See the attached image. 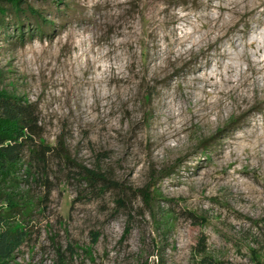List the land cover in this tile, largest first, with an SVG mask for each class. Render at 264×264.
Listing matches in <instances>:
<instances>
[{
    "label": "rangeland",
    "instance_id": "1",
    "mask_svg": "<svg viewBox=\"0 0 264 264\" xmlns=\"http://www.w3.org/2000/svg\"><path fill=\"white\" fill-rule=\"evenodd\" d=\"M256 2L29 0L49 22L41 29L8 14L0 90L36 104L46 142L62 138L73 161L51 162L50 187L21 188L43 201L11 264L264 262ZM248 23L258 49L244 48L255 37L246 39ZM222 50L234 58V81L244 73L251 82L224 84ZM80 167L101 170L108 188L89 186ZM145 187L157 196L150 206L136 195Z\"/></svg>",
    "mask_w": 264,
    "mask_h": 264
},
{
    "label": "trees",
    "instance_id": "2",
    "mask_svg": "<svg viewBox=\"0 0 264 264\" xmlns=\"http://www.w3.org/2000/svg\"><path fill=\"white\" fill-rule=\"evenodd\" d=\"M17 19L25 14L35 19L36 29H41L49 22L29 0H0V28L4 27L8 14ZM15 29L24 34L23 24L18 21ZM59 160L65 165L73 163L68 154L65 141L59 138L56 145L48 144L41 125L39 108L24 97L0 90V264H11L16 253L28 241L31 234L29 224L40 212L42 199L34 200L21 188L43 182L50 187L49 168L51 162ZM80 177L89 186L108 188L105 173L99 169L80 167ZM52 188L49 189L51 195ZM146 206L154 201L150 188L137 190ZM46 200V198H43ZM123 200L120 201L125 207ZM129 233V227L126 235ZM256 264H264L257 261Z\"/></svg>",
    "mask_w": 264,
    "mask_h": 264
},
{
    "label": "bare ground",
    "instance_id": "3",
    "mask_svg": "<svg viewBox=\"0 0 264 264\" xmlns=\"http://www.w3.org/2000/svg\"><path fill=\"white\" fill-rule=\"evenodd\" d=\"M264 5V0H257V2H256V4H255V8L256 9H258L260 6H263ZM255 9V10H256ZM261 14L262 13H264V11H261L260 12ZM255 19H260L259 18V16H257ZM260 21V20H259ZM261 25L263 24V22L261 21V23H260ZM247 26H249L248 27V35H247V38L246 39H248V36L252 33V35H254L253 37V39H249L247 42H246V44H244V48L245 49H252V48H257L258 49V37H259V34L260 33H258V29L257 28H255L254 26H252L251 25V23H248L247 24ZM251 37V36H250ZM245 39V38H244ZM258 52V51H257ZM260 52V51H259ZM244 53V52H243ZM242 53V54H243ZM242 54H240V55H242ZM245 54V53H244ZM231 54H229L226 50H222L221 52H220V54H219V57H218V59L220 60V61H217V63H216V66L219 68V70L221 69V72H220V76L221 77H223V81L225 82L224 84H226L227 86H231V85H233V84H237L238 86H240V85H246L249 81H250V79L249 78H245V74L243 73H241L240 74V79L239 80H237V81H234V77H232V75H233V73H235L236 72V69L237 68H235L234 66H233V64H232V62H233V60H234V58L232 57V56H230ZM247 55V54H246ZM245 57V56H244ZM247 57V56H246ZM224 59H229V62L231 63V64H223V63H225V62H223L222 63V60H224ZM245 61H247L248 63H249V65H250V69H251V71L254 73V72H259V70L257 69V66H258V63L257 64H255L254 62H252L251 60H250V58H248L247 57V59L245 60ZM227 63V62H226ZM215 66V67H216ZM224 69V72H222V70ZM204 78V77H203ZM206 79H204V82L203 83H206V82H210V80H212V77H211V79H210V77H205ZM202 79V78H201ZM241 79H242V81H241ZM197 80V79H196ZM199 81V80H198ZM203 81V80H202ZM252 81V80H251ZM250 81V82H251ZM194 82V81H193ZM207 84V83H206ZM209 85V84H208ZM235 87H236V85H235ZM229 89L231 90V88L229 87ZM221 90H224V89H221ZM226 91V90H225ZM195 114H196V112H195Z\"/></svg>",
    "mask_w": 264,
    "mask_h": 264
}]
</instances>
